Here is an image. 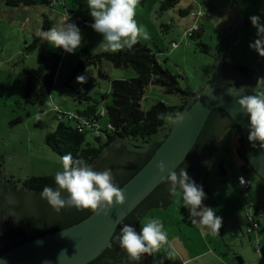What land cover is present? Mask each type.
Returning a JSON list of instances; mask_svg holds the SVG:
<instances>
[{
	"label": "rangeland",
	"instance_id": "obj_1",
	"mask_svg": "<svg viewBox=\"0 0 264 264\" xmlns=\"http://www.w3.org/2000/svg\"><path fill=\"white\" fill-rule=\"evenodd\" d=\"M164 1L140 0L135 19L151 37L141 40L157 53L163 67L178 75L181 87L198 93L210 83L215 66L228 60L234 67L250 71L256 77L257 90L264 91V83L257 84L258 78L264 77V57L249 47L258 38L250 17L259 16L264 24V0H171L174 6L161 11ZM46 17L53 21L51 28L67 18L69 22L77 17L90 22L75 23L83 39L74 53L42 39L33 44ZM92 23L87 0H45L17 7L0 0V168L3 178L17 189H27L24 183L29 177L62 170L61 156L46 143L61 111L77 112L96 100L103 108V95L109 94L113 79L137 75L133 68H116L108 62L74 73L89 53L105 51L103 37ZM191 28L198 29L194 36L188 34ZM55 52L61 60L50 97L44 105L27 103L25 68L39 66L43 57ZM80 75L86 77L85 83L77 81ZM91 83L94 85L88 87ZM160 100L178 104L181 98L150 85L142 106L149 108ZM105 122L103 118L101 124ZM239 136L234 128L220 136L208 182L215 205L203 201L222 218L219 233L210 234L192 223L189 210L182 201L177 203L179 189L172 202L143 213L140 230L156 218L168 236V243L151 255L154 264H239V258L244 264H264V183L254 171L242 169L243 160L237 153ZM222 159L226 175L219 162ZM239 175L245 177L246 184H241ZM247 211L261 215V226L252 233H248ZM5 217L6 212L0 209V223Z\"/></svg>",
	"mask_w": 264,
	"mask_h": 264
},
{
	"label": "water",
	"instance_id": "obj_2",
	"mask_svg": "<svg viewBox=\"0 0 264 264\" xmlns=\"http://www.w3.org/2000/svg\"><path fill=\"white\" fill-rule=\"evenodd\" d=\"M255 84L253 74L245 76L230 61H222L215 66L210 83L190 97L181 112L183 122L172 121L157 143L137 148L119 139L99 154L89 165L97 171L111 168L126 196L125 203L114 206L108 216L74 207L57 213L41 198V191L15 188L0 168V209L6 212L0 223V264H117L128 258L117 236L124 224L139 233L140 206L161 194L173 201L163 179L170 171L185 168L203 186L204 201L215 205L205 188L207 169L213 163V149L228 128L240 132L249 163L264 182V149L260 142L253 147L248 140L250 114L237 103L252 94ZM161 160L166 166L163 173L156 168ZM27 218L40 223L39 228L20 237H3L7 229ZM134 263L153 264V257L144 254ZM239 264H244L241 258Z\"/></svg>",
	"mask_w": 264,
	"mask_h": 264
},
{
	"label": "trees",
	"instance_id": "obj_3",
	"mask_svg": "<svg viewBox=\"0 0 264 264\" xmlns=\"http://www.w3.org/2000/svg\"><path fill=\"white\" fill-rule=\"evenodd\" d=\"M4 1L8 6L14 7L21 5L34 6L39 2H45V0ZM170 2L171 0L162 2L160 10L164 11L168 8L167 6H174V3L172 4ZM51 24H53V21L46 17L42 30L47 31L51 28ZM195 32L196 29L192 30L189 36H194ZM39 39L40 38L37 37L33 44H36ZM60 60L61 56L55 52L51 56L43 57L39 66L25 68V101L27 103L45 104L54 87ZM103 62H108L116 68H133L137 75L130 78L113 79L111 81L109 94L103 95L105 99L103 108H100L98 105L99 100L95 99L96 103L88 104L86 107L78 109L77 112H75L76 116L69 117L68 112L61 111L59 115H57L58 124L55 130L49 132L46 137V143L61 157L71 153L74 159H83L88 165L94 162L99 154L103 153L110 145L119 139L137 148L154 145L165 136V132L170 123L174 121L176 113L182 112L188 104L190 97L196 94L189 88L181 87L178 75L168 68L163 67L158 60L157 53L142 40L131 49L125 48L118 52L102 51L99 54L89 53L74 69V73H77L79 70L83 71L89 66H101ZM247 71L248 70H246V72ZM93 85L94 84L91 83L88 87ZM150 85L160 86L164 88L167 93L179 95L181 101L178 104H171L160 100L149 108H144L142 106V100L145 96L146 88ZM108 97L109 100H107ZM87 99L91 100L92 98L88 97ZM158 114H166L167 117H171L172 119H158ZM103 118H106L104 125L101 124ZM236 131L238 130L236 129ZM238 133L240 135V144L238 145L237 153L243 160L242 169L246 172H252L254 170L244 151L242 136L239 131ZM221 140L220 137L218 146ZM217 153L218 147L216 145L213 149L212 162L216 163ZM219 162H221V168L224 175H226L227 171L224 170L223 166L225 160L222 159ZM211 166L207 169V178L211 174ZM240 177L244 176L239 175V178ZM54 178L55 174L34 175L25 180L24 188H32L41 191L45 186H49L56 189L57 185ZM223 182L226 184L225 179ZM168 202L165 195L161 194L153 201L140 206L138 209V214L140 216L139 225L142 222L143 213L147 208L153 206L164 207ZM247 213L254 212H246V222L249 228L250 223L247 218ZM255 213L259 214L258 211ZM258 216L260 217L261 215ZM39 226L40 223L34 221L32 218H27L19 224L7 229L3 237L16 238L31 234L33 231L37 230ZM260 226L261 222L257 228L251 232L248 231V233H252ZM140 231L139 228V232ZM258 246H260L259 240ZM117 264L136 263L129 258H125L119 260Z\"/></svg>",
	"mask_w": 264,
	"mask_h": 264
},
{
	"label": "clouds",
	"instance_id": "obj_4",
	"mask_svg": "<svg viewBox=\"0 0 264 264\" xmlns=\"http://www.w3.org/2000/svg\"><path fill=\"white\" fill-rule=\"evenodd\" d=\"M139 4L140 0H87L94 21L91 27L102 35L105 51L131 49L141 39L151 38L148 31L138 26L135 19ZM250 20L257 29L258 38L250 43L249 47L264 57V24L260 23L259 16L254 15ZM37 36L70 54L81 46L83 39L79 27L69 22V18L62 21L59 27L39 31ZM76 79L80 83L86 82L83 75L77 76ZM261 83H264V77L258 78L257 84ZM237 103L246 114H250L248 140L253 142V147H256L255 142H260V147L264 149V91H258L255 87L252 94L240 97ZM157 118L172 119L166 114H158ZM183 120L182 113L177 112L174 123ZM61 161L62 170L57 171L54 178L56 189L45 186L40 192L41 198L45 199L57 213L62 209L74 207L78 211L90 209L94 214L103 213L104 216H108L114 206L125 203V193L116 183L111 168L97 171L83 159H74L71 153L62 156ZM156 168L163 173L166 170L164 161H158ZM163 179L168 182V191L171 195H177V190H180L181 199H178L177 203L182 201V206L189 210L193 224L207 229L210 234L219 233L222 218L216 215L212 207L203 204L206 199L203 186L196 184L185 168H181L179 172L172 170ZM241 181L243 182L242 178ZM117 240L128 258L138 262L144 254L153 255L158 252L162 245L168 243V236L163 223L152 218L143 224L139 233L134 227L124 224Z\"/></svg>",
	"mask_w": 264,
	"mask_h": 264
},
{
	"label": "built area",
	"instance_id": "obj_5",
	"mask_svg": "<svg viewBox=\"0 0 264 264\" xmlns=\"http://www.w3.org/2000/svg\"><path fill=\"white\" fill-rule=\"evenodd\" d=\"M78 21L81 23H84L85 25L90 24L89 21L83 20L81 17H77V18L73 19V23H76ZM194 29H196V28H191V30L188 32V34H190L191 31ZM196 30H198V29H196ZM68 114H69V117L76 116L75 112H68ZM241 178L243 179V182L241 181V183L246 184V180H244L243 177H240V180H241ZM247 218H248V221L250 223V227L248 228V231L251 232L252 230H254L255 228H257L259 226L260 219H259V216L255 213H247Z\"/></svg>",
	"mask_w": 264,
	"mask_h": 264
},
{
	"label": "flooded vegetation",
	"instance_id": "obj_6",
	"mask_svg": "<svg viewBox=\"0 0 264 264\" xmlns=\"http://www.w3.org/2000/svg\"><path fill=\"white\" fill-rule=\"evenodd\" d=\"M240 73H242L243 75H245V76H251V72L250 71H242L240 68H237V67H235ZM240 69V70H239ZM256 85V84H255ZM219 140H220V138H219ZM217 147H218V144H217ZM215 162H213L212 164H214ZM211 175V174H210ZM209 175V176H210ZM208 182H209V177L206 179V185H205V188H206V191H207V193H209V191H211L210 190V187H209V185H208ZM168 203H170V202H168ZM167 205V204H166ZM149 209V208H148Z\"/></svg>",
	"mask_w": 264,
	"mask_h": 264
},
{
	"label": "crops",
	"instance_id": "obj_7",
	"mask_svg": "<svg viewBox=\"0 0 264 264\" xmlns=\"http://www.w3.org/2000/svg\"><path fill=\"white\" fill-rule=\"evenodd\" d=\"M69 11H70V10H69ZM241 184H243V183H241ZM208 194H209V196H210V194H211V191H209V193H208Z\"/></svg>",
	"mask_w": 264,
	"mask_h": 264
}]
</instances>
